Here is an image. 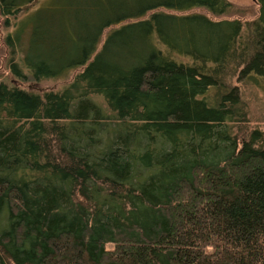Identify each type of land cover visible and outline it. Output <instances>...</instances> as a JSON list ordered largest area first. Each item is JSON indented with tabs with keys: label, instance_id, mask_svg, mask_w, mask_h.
<instances>
[{
	"label": "trees",
	"instance_id": "obj_1",
	"mask_svg": "<svg viewBox=\"0 0 264 264\" xmlns=\"http://www.w3.org/2000/svg\"><path fill=\"white\" fill-rule=\"evenodd\" d=\"M105 2L106 21L64 0L6 36L27 86L0 82V264H264V131L241 94L264 78V0L253 18Z\"/></svg>",
	"mask_w": 264,
	"mask_h": 264
},
{
	"label": "rangeland",
	"instance_id": "obj_2",
	"mask_svg": "<svg viewBox=\"0 0 264 264\" xmlns=\"http://www.w3.org/2000/svg\"><path fill=\"white\" fill-rule=\"evenodd\" d=\"M73 2H79V0H69ZM89 1V0H87ZM92 2L99 5V13L102 16L103 20H108L109 15L106 11V2L105 0H91ZM232 1L238 8L242 9L240 12L241 15H245V17L253 18L255 17L258 4L252 0H230ZM37 4H33L29 9L21 11L16 18L11 19V26L6 27L5 23L0 20V82H7L9 84H15L18 86H27L23 83L15 82L11 70L8 67L9 61V53L10 49L6 45V36L15 33L17 27L20 26L21 22H23L27 16L34 10L40 9L44 10V13H47L51 9H58L60 12H63L61 9V5L64 3V0H37ZM58 5V6H57ZM48 10V11H47ZM52 12V11H51ZM76 13V12H75ZM85 14H75L78 21H82ZM87 17V15H86ZM22 25V24H21ZM27 27V25H26ZM33 24L32 22L29 23V29H32ZM27 31V30H26ZM29 33V32H28ZM106 35V34H105ZM26 38V36H25ZM179 59H183L178 57ZM182 61L188 62V59H183ZM259 85L255 86H247L246 84L242 85V98L244 102L249 105V120L250 126L254 129H260L264 131V78H259ZM64 81H45L42 82L38 87L40 90H49V89H58L61 88ZM236 80L234 81V84ZM239 84V83H238ZM236 85V84H235ZM32 86V85H31Z\"/></svg>",
	"mask_w": 264,
	"mask_h": 264
},
{
	"label": "water",
	"instance_id": "obj_3",
	"mask_svg": "<svg viewBox=\"0 0 264 264\" xmlns=\"http://www.w3.org/2000/svg\"><path fill=\"white\" fill-rule=\"evenodd\" d=\"M252 1H254V2H258V0H252Z\"/></svg>",
	"mask_w": 264,
	"mask_h": 264
}]
</instances>
